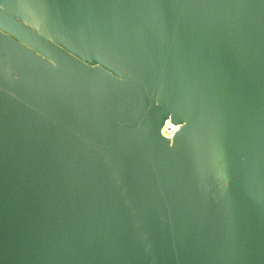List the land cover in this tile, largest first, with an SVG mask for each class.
<instances>
[{
    "label": "water",
    "instance_id": "obj_1",
    "mask_svg": "<svg viewBox=\"0 0 264 264\" xmlns=\"http://www.w3.org/2000/svg\"><path fill=\"white\" fill-rule=\"evenodd\" d=\"M0 264H264V0H0Z\"/></svg>",
    "mask_w": 264,
    "mask_h": 264
},
{
    "label": "built area",
    "instance_id": "obj_2",
    "mask_svg": "<svg viewBox=\"0 0 264 264\" xmlns=\"http://www.w3.org/2000/svg\"><path fill=\"white\" fill-rule=\"evenodd\" d=\"M178 129V126L172 123L171 121H167L163 127V134L165 136H172Z\"/></svg>",
    "mask_w": 264,
    "mask_h": 264
}]
</instances>
